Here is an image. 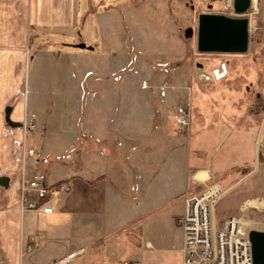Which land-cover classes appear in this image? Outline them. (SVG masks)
<instances>
[{
    "label": "rangeland",
    "instance_id": "obj_1",
    "mask_svg": "<svg viewBox=\"0 0 264 264\" xmlns=\"http://www.w3.org/2000/svg\"><path fill=\"white\" fill-rule=\"evenodd\" d=\"M90 1L92 7L106 1L105 7H118L112 13L108 36L103 42H95V53L103 52L99 56L83 59L78 54L80 50L72 48L79 36L78 29L70 37L73 41H64L53 33L37 43L33 41L35 32L30 35L36 58L23 68L21 104L14 114L29 129L25 149L37 152L41 160L29 157L26 170L20 166L21 183L39 174H45L49 184L74 176L80 157L75 147L79 119L99 114L104 108H108L109 114L119 99L124 100L127 114L137 115L143 112L140 108H144V102H150L151 92L163 119L162 136L152 137L153 127H148L139 156L145 164L150 151L156 155L160 150L161 155L150 168L147 163L143 167L146 181L158 172L156 182L147 189L146 196L136 192L134 200L130 199V179H125L127 184L116 178L125 168L121 156L83 155V163L86 156L97 160L93 169L89 162L83 164V168L91 169L92 176L106 174L119 184L118 193L123 199L129 195L126 199L130 214H136L137 220L127 225L124 215H118L116 209L108 219L99 218L95 229L71 227L66 241L57 246V255L63 258L82 248L72 264H181L183 246L179 245V228L172 217L177 211L173 206L176 201L167 193V181L174 177L177 165L183 179L194 166L209 170L214 167L220 172L216 183L196 193L215 184L222 188L223 195L213 209L217 222L234 217L240 220L244 231H264V161H258L259 154L264 157V117L252 141L249 127H241L248 116H264V102L258 101L260 95L264 100V0H260L256 17L250 18L249 46L243 55L197 52L200 14L248 18L220 10L213 0ZM88 3L79 1L81 12L88 9ZM103 11L102 5L98 12ZM188 29L193 30V35L186 38ZM54 40L58 41L55 45ZM221 67L224 76L217 81L212 73L221 72ZM200 75L209 76L210 81L202 80ZM106 99L108 104L104 106ZM186 104L190 106V120L192 115L194 119L196 116L205 129L199 131L196 126L189 146L174 151L167 147H182L188 140L183 133L189 126L176 124V109ZM232 116L238 122L232 121ZM223 120H227L225 125ZM176 131L178 134H174ZM22 139L21 135L18 140ZM117 141L122 142L115 137V147ZM8 148L6 141L0 142V176L10 175L11 162L17 165L14 157L10 159ZM117 149L122 151L123 147ZM253 201L256 204L251 206ZM147 242L151 249L145 246Z\"/></svg>",
    "mask_w": 264,
    "mask_h": 264
},
{
    "label": "crops",
    "instance_id": "obj_2",
    "mask_svg": "<svg viewBox=\"0 0 264 264\" xmlns=\"http://www.w3.org/2000/svg\"><path fill=\"white\" fill-rule=\"evenodd\" d=\"M79 1L0 0V142H7L11 160L16 151L14 142L22 135L23 124L20 123L22 119L14 112L21 104L20 85L23 81V68L29 61L33 62L36 58L35 52L32 50L31 33L35 32L36 37L32 40L37 41V43L53 33H58L64 41H73L70 37L78 29L79 36L75 42L76 45L83 43L86 47L92 48L91 51L78 49L81 58H94L103 53L102 50L95 53V42H103L108 36V27L112 24V13L118 7L116 4L105 7L107 1L92 7L91 1L88 0V9L81 12ZM102 5L104 11L99 13ZM56 42L58 41L54 40L52 44L55 45ZM141 88L143 89L142 86ZM149 97L150 102L145 101L144 108H140L143 112L137 115L127 114L124 111V100L119 99L115 108L116 113L113 114L115 109L111 106L109 114L106 113L108 108H104L99 114L79 119V132L76 133L78 138L75 147L80 157L77 160L78 168L75 175L69 179H61L50 184L47 181L49 185H54L57 182L69 180L67 183L70 191L58 193L52 204V214L40 215L21 211L19 203L22 183L18 175L20 166L11 162L10 175L0 176L9 179L7 186L0 185V264H53L70 254L79 253L83 250L82 248L62 258L57 255L56 249L58 245L66 241V235L71 227L95 229L97 228L95 223L98 222L99 218L108 219L115 213L116 209L118 215H124L123 218H126L124 221L127 225H131L137 220L136 214H130V203L126 199L129 195L124 196L123 199L118 193L119 184L112 182L106 174L92 176L90 170L93 169L97 160L94 157L87 159L89 156H86L84 163L89 162L91 168L87 170L83 168L82 156L91 154H95V156L99 154L103 157L121 156L124 159L125 168L122 172L115 174L116 178L122 179L124 183L128 182L125 181L126 178L130 179L131 183L129 182L128 186L130 187L131 200L136 198V192L141 197L142 195L146 196L147 189L156 182L158 172L146 181V172L143 167L147 163L148 168H150L151 163L161 155V152L160 150L157 151L156 156L155 151H150L149 162H145V164L139 154L149 128L153 127L152 137H161V126L164 125L163 119L156 109L154 103L156 98L153 92ZM260 97L261 100L258 101L264 102L262 95ZM10 103H14L13 108L11 107L13 121L21 124V127L16 129L8 128L3 119L4 109ZM103 104L107 106L108 100L106 99ZM145 109L147 113L144 112ZM263 117L258 115L248 116L247 119L240 117L241 120H244V124L239 125L242 128L249 127L251 141L256 137L257 129ZM23 119L25 121L26 115ZM231 119L234 122L237 121L234 116ZM190 122V126L183 133L188 139L187 142L183 143L182 147L169 145L168 149L177 151L179 148H187L188 142L195 133L194 128L197 126L199 131L205 129L202 120L196 116L194 119L192 115ZM226 122L227 120L222 121L224 125ZM239 125L237 124V126ZM174 134H178V131ZM115 137L122 141H117L116 147L113 144ZM119 147H123L122 151L117 149ZM190 157L191 155L187 153V158ZM160 159L163 161L162 158ZM24 169L26 170V166ZM175 169L174 177L167 181V193L171 200L176 201L173 204L177 208V211L172 214L174 220L183 214L186 197L196 194L197 190L210 183H216L220 175V172L214 170V167L209 170L202 166H194V168L187 170V175L183 179V173H180L181 169L178 165ZM100 177L104 178L97 180ZM123 204L124 208L121 207ZM163 205L166 206L164 201ZM126 210L128 211L127 214ZM176 230L181 232L179 229ZM179 232L178 241L179 245L182 246V235ZM34 243L38 244V248L29 251V246ZM145 246L149 249L152 248L150 242H147ZM73 260L69 264H72Z\"/></svg>",
    "mask_w": 264,
    "mask_h": 264
},
{
    "label": "built area",
    "instance_id": "obj_3",
    "mask_svg": "<svg viewBox=\"0 0 264 264\" xmlns=\"http://www.w3.org/2000/svg\"><path fill=\"white\" fill-rule=\"evenodd\" d=\"M220 10H229L234 13L235 0H213ZM249 8L245 14L255 18L260 6V0H248ZM244 14V16H245ZM213 71V78L219 80L224 76L222 72ZM204 81H210L206 75L199 76ZM190 106L188 104L176 109V124L180 127L190 126ZM33 123V122H30ZM33 126V125H32ZM187 126V127H188ZM29 129H21L23 139L16 140L15 163L25 168L29 157H35L37 162L41 159L37 152L25 149L26 133ZM20 152V155L17 154ZM70 191L67 183L53 186L47 183L44 174L34 176L29 182L21 185L20 209L22 212L35 214H52V204L58 193ZM223 195L219 185H211L202 193L192 194L184 201V211L176 219V225L182 232V263L181 264H252L251 245L248 232L244 231L240 220L229 217L222 222H217L213 216V209ZM212 214V219H211ZM38 248L34 243L29 251ZM82 252V251H80ZM79 253H73L53 264H69Z\"/></svg>",
    "mask_w": 264,
    "mask_h": 264
},
{
    "label": "water",
    "instance_id": "obj_4",
    "mask_svg": "<svg viewBox=\"0 0 264 264\" xmlns=\"http://www.w3.org/2000/svg\"><path fill=\"white\" fill-rule=\"evenodd\" d=\"M249 8L248 0H235L234 13L244 15ZM193 35V30L185 31V37ZM249 46V20L247 18H231L218 14H200L197 18L196 50L199 54L243 55ZM72 48L92 50L85 44L73 45ZM12 108L4 109V123L8 128L21 127L20 123L11 120ZM9 179L0 177V185L7 186ZM251 245L252 264H264V231L248 232Z\"/></svg>",
    "mask_w": 264,
    "mask_h": 264
},
{
    "label": "trees",
    "instance_id": "obj_5",
    "mask_svg": "<svg viewBox=\"0 0 264 264\" xmlns=\"http://www.w3.org/2000/svg\"><path fill=\"white\" fill-rule=\"evenodd\" d=\"M258 161L260 162H262V161H264V157H262L260 154L258 155ZM102 178H104V177H100L99 179H97V180H100V179H102ZM69 180H64V181H60V182H57L56 184H54L53 186H59V185H62V184H65V183H67Z\"/></svg>",
    "mask_w": 264,
    "mask_h": 264
},
{
    "label": "bare ground",
    "instance_id": "obj_6",
    "mask_svg": "<svg viewBox=\"0 0 264 264\" xmlns=\"http://www.w3.org/2000/svg\"><path fill=\"white\" fill-rule=\"evenodd\" d=\"M245 15H247V14H245ZM244 15H242V16H240V17H243ZM250 204H252L251 206H254L253 204H256V202L255 201H253V202H250Z\"/></svg>",
    "mask_w": 264,
    "mask_h": 264
}]
</instances>
